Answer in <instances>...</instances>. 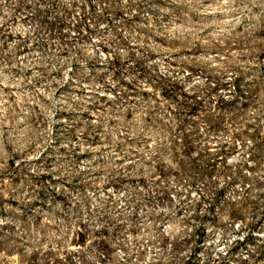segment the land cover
Listing matches in <instances>:
<instances>
[{"label": "rangeland", "instance_id": "1", "mask_svg": "<svg viewBox=\"0 0 264 264\" xmlns=\"http://www.w3.org/2000/svg\"><path fill=\"white\" fill-rule=\"evenodd\" d=\"M0 264H264V0H0Z\"/></svg>", "mask_w": 264, "mask_h": 264}]
</instances>
